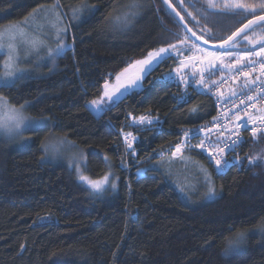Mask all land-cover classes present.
<instances>
[{
    "label": "trees",
    "instance_id": "obj_1",
    "mask_svg": "<svg viewBox=\"0 0 264 264\" xmlns=\"http://www.w3.org/2000/svg\"><path fill=\"white\" fill-rule=\"evenodd\" d=\"M135 2L137 7L133 0H0V28L58 3L68 18L71 43L52 73L0 87V97L11 105L48 121L28 131L21 145L0 138V264H264V133L246 134L228 153L225 172L197 150L167 156L172 163L157 156L216 116L211 96L186 84L194 69L182 81L168 78L180 63L170 54L139 90L100 115L89 106L102 96L106 81L113 82L148 52L178 42L174 33L187 35L162 0ZM172 3L211 43L254 18L209 9L207 0H184L197 18L192 20L177 0ZM85 4L86 14L73 18L72 9ZM252 32L264 35V25ZM235 50L249 49L241 42ZM244 82L232 86L243 91ZM148 113L160 122L132 128L131 116ZM122 130L139 136L136 153L126 150ZM52 134L87 153L92 178L111 173L116 191L92 194L69 167L46 162L43 147ZM187 157L209 175L210 182L195 183L196 190ZM209 187L214 196L208 195ZM242 233V247L229 251L231 240Z\"/></svg>",
    "mask_w": 264,
    "mask_h": 264
},
{
    "label": "snow or ice",
    "instance_id": "obj_2",
    "mask_svg": "<svg viewBox=\"0 0 264 264\" xmlns=\"http://www.w3.org/2000/svg\"><path fill=\"white\" fill-rule=\"evenodd\" d=\"M162 3L166 5L171 11L174 13L175 17L179 19V21L184 22L185 17L181 15L179 11L176 10V7L173 6L172 0H162ZM177 5L187 14V16L191 17L192 20H196V16H194L191 12H188L186 8H184V0H177ZM207 5L209 9H217L220 12L225 13L226 15L231 14L233 16L240 15L241 13H248L252 14L254 16L253 20H249L247 24H245L242 28L237 29L236 31L232 32L231 35L227 36L226 38L222 39V41L218 45H214V47H219L222 49H225L223 52H210L207 49H203L200 47L198 43L193 41L190 36L183 35L180 36L179 34H173L175 39L178 41L180 45H189V51L195 50L196 52L201 53L203 59L196 56H190L188 57L189 60H196L199 63H207L212 68L216 67V62H219L220 65L223 68H227L229 72H233L238 76L245 77V82L243 87L245 89H248L249 91H254L256 95L251 94H244V99H242L240 102L243 104L245 101H251L253 102L251 105H246V107H255L256 102H258L260 99H264V80H261V77H264V35H259L255 32H252L251 35L248 33L251 31L254 25H264V0H258V2H249V0H220V3L217 4L215 0H207ZM135 0H133L132 7H137ZM192 7H195V5H191ZM55 8H59V5H55ZM83 9H87V5H82L81 8H74L72 9L73 17L75 18L79 12H81ZM39 11H42L39 10ZM200 11V10H198ZM207 9H205V12ZM37 12V10H34V14ZM259 13V15H257ZM134 14V13H133ZM201 15L203 16L204 13L201 12ZM59 16V14H58ZM206 18V17H205ZM27 19V18H26ZM119 19V18H118ZM128 19V15L126 14L124 17L125 22ZM55 27V25H53ZM184 27L187 32H191L192 36H195L197 40L203 39V36H197L195 32L192 31V29L187 28V25L184 24ZM20 26H15L13 28H9L3 31H0V51H3L5 47L7 48V56L8 59L4 64V68L6 69V79L2 82H0V86L4 87H10L14 82L15 79L19 78L14 72L11 71V67L14 61H17L19 59L18 57V45L15 43L17 39V35H19L22 38V41L24 43L30 44L33 48H37L38 41L37 40H31L28 41L25 34L22 31H19ZM205 32L210 34V29H205ZM7 36L8 43L5 45L4 37ZM57 39L59 40V30L57 32ZM209 41L207 39H204V43L207 44ZM241 42H246V45L248 46L247 51H233L235 49H238L241 47ZM65 47L62 43L57 45V52L62 50ZM170 52H178V47L176 43H169L167 47H160L158 50L150 51L147 54V58L143 60L135 61L133 64H130L127 68H125L121 73L117 74L115 79L117 81L116 85L114 86L112 92L110 93L108 89V82H105V91L103 93V96L100 101H92V104L99 109L100 105L104 102V97L107 98L108 101H111L113 97L116 95V93H119L121 89H128L131 87L137 86L140 81L143 78V74L147 72L148 68L151 67L153 63L161 62L165 59V57ZM49 55H51V51L49 52ZM228 57L230 59V63L225 65L224 58ZM138 73L132 77L128 76L129 70L131 68L137 67ZM182 68L188 67L187 64L184 63V61H181ZM259 72V75H253L256 72ZM126 80L127 82H122ZM201 82L203 83V76H201ZM261 84V87L252 88V85H255L257 83ZM214 84H220V83H227V81H224L223 78L221 81H213ZM223 95V93H221ZM237 92L235 90H231V96H236ZM195 111V109H194ZM257 112L260 113V115L257 116H248V121L252 123H256L259 121V126H264V109H257ZM14 121V126L16 128L21 127L23 125L26 128H32L34 127V124L32 121L25 122L24 118H12ZM133 123L137 125L141 124H152L153 121L147 117H139V119H133ZM3 126V125H0ZM242 127H246V124L240 125ZM264 132V127H258L253 128L252 132L255 136L257 131ZM203 131V129H201ZM187 133H185V136L187 137ZM129 137H132V133H127L124 135L126 146L128 148L132 147L131 142L129 141ZM132 139H135V137H132ZM241 141L234 140L231 144H227L222 140L220 137H217V140L215 142L208 140L207 146L205 145V141H201L199 144L196 145V147L201 148L202 150L206 151L208 156L215 161L216 168L218 170H222L223 168H226L229 166V161L224 159L223 153L225 152V149L234 150L236 146H238V143ZM184 145L177 144L175 151L173 152V155H176L177 153H180L182 150V147ZM188 147H191V145H187ZM219 157V158H217ZM239 159L238 157L236 158ZM254 159H250L249 163H254ZM79 171V167H78ZM80 179L82 181L87 182L90 187L92 188L93 192L95 193H101L105 190V185L109 183V176L105 175L102 181H91L88 180L87 177L81 175ZM111 187L115 189L116 185L115 183H111ZM208 195L214 196L215 192L213 188L209 187L208 189Z\"/></svg>",
    "mask_w": 264,
    "mask_h": 264
},
{
    "label": "rangeland",
    "instance_id": "obj_3",
    "mask_svg": "<svg viewBox=\"0 0 264 264\" xmlns=\"http://www.w3.org/2000/svg\"><path fill=\"white\" fill-rule=\"evenodd\" d=\"M215 2L220 3V0H215ZM57 4L58 3H54L52 5L43 6L40 9H38L35 14L33 12L30 16H28L27 19H24L17 23L8 24L0 28V31H3L9 28H13L15 26H20L19 31H22L25 34L28 41L37 40L39 42L37 48H33L30 44L24 43L22 41V38L19 35H17V39L15 43L18 45L19 59L13 62L11 71L14 72L19 78L15 79V82L13 84L21 80L31 78V77L46 76L52 73L57 68L59 57H61L64 54L65 50L68 48V44L69 45L71 44L69 42V27L67 24L68 18L66 17L64 13H62V10L60 9V7L59 8L54 7ZM41 9L42 11H39ZM80 13L86 14V11H84L83 9L78 14L80 15ZM72 16H73V13H72ZM53 25H55V27H53ZM58 30H59V40L57 39ZM179 35L183 36V34L181 33H179ZM3 42L5 43V45H7V43L9 42L7 36L4 37ZM60 43L65 45V47L59 52H57V45ZM176 44L178 47V52H170L168 55L173 54L179 57L180 63L178 67L174 70V72L168 75V78H174V79L179 78L182 81L183 77L185 76L188 77L190 75L189 72H191L194 69V65L196 63V60H189L188 57L190 56L198 57L197 55L198 52H196L195 50L189 51V45H180L178 42H176ZM50 51H51V55H49ZM210 52H214V51H210ZM0 56H3V61L0 64V82H2L6 79V75H5L6 69L4 68V64L8 59L6 47L3 51H0ZM146 58L147 57L142 58L140 60H143ZM181 61H184V63L187 64L188 67L182 68ZM230 62L231 61L228 57L224 58L225 65L229 64ZM159 63L160 62L153 63L151 67L148 68L147 72L143 74V78L137 86L128 88L126 90L121 89V91L119 93H116V95L113 97L111 101H108L107 98L104 97L103 98L104 102L100 105L99 109H97L91 102L89 106L92 109V111L96 115H100L106 107L119 101L120 99L125 97L127 94L131 93L132 91L139 90L142 87L144 78ZM202 64L206 72L213 73L217 71H220V72L228 71L227 68H223L219 62H216L215 68L210 67L209 65H207L206 62ZM138 68L139 66L131 68L129 70L128 76L132 77L136 75L138 73ZM122 82L126 83L127 81L124 80ZM116 83H117L116 79L113 82H108L107 90L110 93L112 92ZM0 87H3V86H0ZM104 91H105V85H104ZM102 96L95 100L100 101ZM13 117H16V118L22 117L24 118L25 122L32 121L34 124V127L26 128L23 125H21V127L16 128L14 126V121L12 119ZM149 119L153 121L152 124L155 123L154 122L155 119L153 117ZM47 122H48L47 119L35 118L29 115L26 111L25 106L24 107L13 106L8 102L6 98L0 97V125H3V126H0V138L1 139L7 142L13 143V144L21 145V143L26 142V133L28 131L43 127L47 125ZM150 125L149 124L137 125L133 123V126L135 127H147ZM43 150L45 154L44 160L46 162L53 163V164H64L65 166L69 167L76 175V178L78 179V181L81 184H83L86 188H88L92 194L99 195L109 190L111 192L116 191V187L115 189L111 187V183L113 182L116 185V180L111 173L106 174L109 176V183L104 186L105 190L101 193L93 192L90 185L87 182L82 181L80 179V176L83 175L87 177L88 180H91V181H102L104 176L102 178L95 179V178H92L87 173L86 171L87 153L82 148H80L77 144H75L73 141L69 140L68 138L52 134L45 141ZM126 150L129 151L130 149L126 147ZM178 154L179 153H177L176 155ZM161 156L164 157V159H167L169 162L172 163V160L169 157H167V154H164V155L161 154ZM184 162L193 163V165L190 166L191 172L195 174V177H193V175L191 174L193 179L192 178L190 179L192 190L197 189L195 186V183H199V182L201 183V180H204L205 182H210L207 170L202 164L192 162L191 160L188 159V157L184 159ZM78 167H79V171H78ZM244 237H245V234L242 233V234H238L235 238H233L229 244L228 250L234 251L242 247Z\"/></svg>",
    "mask_w": 264,
    "mask_h": 264
},
{
    "label": "bare ground",
    "instance_id": "obj_4",
    "mask_svg": "<svg viewBox=\"0 0 264 264\" xmlns=\"http://www.w3.org/2000/svg\"><path fill=\"white\" fill-rule=\"evenodd\" d=\"M164 6L169 11V13H171L170 10L167 8V6L166 5H164ZM175 20L178 22V20L176 18H175ZM184 30H185V28H184ZM185 32L187 33L186 30H185ZM187 35H188V33H187ZM219 43H213V44H219ZM203 49H206V48H203ZM207 50L211 51L209 49H207ZM214 52H216V51H214ZM197 55H198V57L203 59L201 53L198 52ZM196 64H197V70L195 68ZM194 72L195 73L192 74L191 76L198 75V73H201L204 76V79H203L204 90L207 91V92H210L211 95H212L211 98H212V100H213V102L215 104V107H216V116L208 124L203 125V127H200L199 129L194 130L192 132H185V133L188 134L187 137L185 136V133H183L182 136L180 137L179 141L176 144L166 148L165 150L160 151L157 154V156L158 157H162L161 154L162 155L167 154V156H170V157H173V158H178L187 149L188 150H195V151L197 150V151H201L204 155H206L207 158L211 162H213V164L215 165V161L212 160L208 156L207 152L202 150L201 148L196 147V145L199 144L203 140V141H205V145L207 146L209 139L211 141L215 142L217 140V137H220L222 140H224L225 143L231 144L232 141H234V140H239V141L242 142L246 134L249 135V136H252V137H257L258 134L264 133V132H261V131L258 130L256 135L254 136L253 132H252V129L253 128H258V127H264V126H259V121H257L256 123H252V122L248 121V116L249 115H252V116L260 115V113L257 112V109H264V101L261 102L258 106H256L253 109H249V108L247 109L243 104L234 103V100L237 99V97L240 94V89L239 88H237L235 86H224V85H221V83L219 85L213 83V81L219 82V78L221 76H224L223 74H221L219 76L211 77L204 70L203 64L199 63L197 61H196L195 65H194ZM258 74H259V72L257 71L253 75L255 76V75H258ZM226 76H228V75H226ZM189 79H188V81L186 83L187 85H188ZM187 87H184V89H187ZM195 88H197V87H195ZM231 90H235L237 92V95L236 96H231ZM199 92L202 93L201 90ZM221 93H223V95H221ZM204 95H207V94H204ZM251 104L252 103H249L248 105H251ZM144 116H146L148 118L153 117L155 119V121H154L155 123L151 124L149 127L154 126L155 124L160 122L159 117L158 116H154L152 113H148L146 115H143V117ZM133 119H134V117L131 116L130 117V125L132 126V128L135 127V126H133ZM135 119L138 120L139 118H135ZM229 119H233L234 120V122H235L234 126H231V127L227 126V121ZM242 124H246L247 126L246 127L240 126ZM136 128H142V127H136ZM201 129H203V131H201ZM127 133H132V137H135V139H132V137L128 138L129 141L132 144V147L129 148L130 149L129 152L136 153V143L139 141V136L136 135L135 132H133L132 130H127V131L122 130L123 144H124L125 147H127V146H126L124 135L127 134ZM240 143H238V145H240ZM177 144H182L184 146L182 147V150H181V152L178 155H173V152L175 151V148H176ZM187 145H191V147H188ZM230 151L231 150H229V149H225V152L222 154L224 159L228 160V153ZM217 158H219V157H217ZM228 167L223 168L222 170H218V171L225 172V171H227Z\"/></svg>",
    "mask_w": 264,
    "mask_h": 264
},
{
    "label": "built area",
    "instance_id": "obj_5",
    "mask_svg": "<svg viewBox=\"0 0 264 264\" xmlns=\"http://www.w3.org/2000/svg\"><path fill=\"white\" fill-rule=\"evenodd\" d=\"M195 68L197 70V64H196ZM201 76H203L201 73H198V75H195V76H191L190 79H189L188 85L191 86V87H194V88L197 87V88H199L202 91V93L207 94V95L212 97L210 92H207V91L204 90L203 83L201 82ZM222 78H223L224 81H227V83H221V85H224V86H232L233 84H235V83H237L239 81H245V77L238 76L235 73H232V74H230L228 76H226V75L221 76L219 78V81H221ZM203 79H204V76H203ZM261 80H264V77H261ZM258 87H261V84L259 82L257 84H255V85H252L253 89L258 88ZM245 93L251 94V95H256V93L254 91H249L248 89H244L243 91H240V94L237 97V99L234 100V103L242 104L240 101L242 99H244V94ZM262 95H264V94H262ZM263 101H264V99H260L258 102H256L255 107L258 106ZM249 103H253V102L245 101V103H243V105L246 107V105H248ZM255 107H246V108L247 109L248 108L249 109H253ZM234 125H235V122H234L233 119H229L227 121V126L228 127H231V126H234Z\"/></svg>",
    "mask_w": 264,
    "mask_h": 264
},
{
    "label": "water",
    "instance_id": "obj_6",
    "mask_svg": "<svg viewBox=\"0 0 264 264\" xmlns=\"http://www.w3.org/2000/svg\"><path fill=\"white\" fill-rule=\"evenodd\" d=\"M168 8V7H167ZM169 9V8H168ZM170 10V12H171V14L175 17V15H174V13L171 11V9H169ZM177 10V9H176ZM178 11V10H177ZM177 20H178V22L184 27V24H186L187 25V28H190V29H192L189 25H188V23L184 20V22H181V21H179V19L177 18V17H175ZM254 19V18H253ZM253 19H251V20H253ZM248 23V22H247ZM246 23V24H247ZM245 25V24H244ZM243 25V26H244ZM242 26V27H243ZM254 26H256V25H254ZM253 26V27H254ZM242 27H240V28H242ZM185 28V27H184ZM186 30V29H185ZM192 31L193 32H195L193 29H192ZM188 33V35L191 37V39L193 40V41H195L196 43H198L201 47H203V48H206V49H209V50H211V51H216V52H222V51H225V49H222V48H219V47H214V45H218V44H213V43H210V42H208L207 44H205L204 43V38L203 39H201V40H197L196 39V37L195 36H192V34H191V32H187ZM196 33V32H195ZM196 35L197 36H199L197 33H196Z\"/></svg>",
    "mask_w": 264,
    "mask_h": 264
}]
</instances>
